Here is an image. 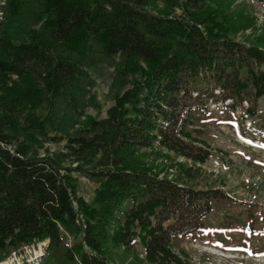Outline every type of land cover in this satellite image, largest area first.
Returning <instances> with one entry per match:
<instances>
[{
	"label": "trees",
	"instance_id": "obj_1",
	"mask_svg": "<svg viewBox=\"0 0 264 264\" xmlns=\"http://www.w3.org/2000/svg\"><path fill=\"white\" fill-rule=\"evenodd\" d=\"M44 1L40 28L17 42L24 2L0 0V264L39 246L38 264H112L116 247L138 241L164 261L175 238L231 196L160 175L136 154L158 141L206 161L210 151L185 129L189 112L204 98L253 111L264 99V47L228 37L207 0H184L179 16L149 0ZM103 63L129 86L107 117L81 122L96 85L88 68ZM63 131L69 151L34 153L39 138ZM74 171L98 178L92 202L78 195Z\"/></svg>",
	"mask_w": 264,
	"mask_h": 264
},
{
	"label": "rangeland",
	"instance_id": "obj_2",
	"mask_svg": "<svg viewBox=\"0 0 264 264\" xmlns=\"http://www.w3.org/2000/svg\"><path fill=\"white\" fill-rule=\"evenodd\" d=\"M23 2V12L11 29L17 42L27 40L31 30L40 28L48 13L44 0ZM179 2L181 6L173 7L167 0H149L147 7L179 16L184 13V0ZM206 8L216 14L219 27L228 37L264 47V0H207ZM88 71L96 85L84 104V114L78 117L81 122L87 117H107L115 105V97L129 86V82L119 79L111 65L98 64ZM203 101L204 109L189 112L185 129L210 151L206 161H193L158 141L141 148L136 157L160 175L200 188L224 189L231 199L214 202L201 229L175 238L171 242L172 253L164 261L162 257L158 262L152 261L138 241L131 249L116 247L110 254L112 264H264V99L259 100L253 111H248L246 104L234 108L210 98ZM47 108L48 105L42 111ZM79 126L76 124L68 131L74 132ZM65 132L57 133L62 137L57 140L39 138L34 143V153L55 155L69 151ZM63 160L73 166L77 164L68 155ZM72 175L77 179L78 195L92 202L100 185L98 178L86 171H74ZM43 251V246H39L3 264H38ZM46 264L58 263L51 260Z\"/></svg>",
	"mask_w": 264,
	"mask_h": 264
}]
</instances>
